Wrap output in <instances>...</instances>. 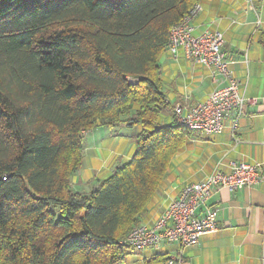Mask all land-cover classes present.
<instances>
[{
	"label": "trees",
	"instance_id": "obj_1",
	"mask_svg": "<svg viewBox=\"0 0 264 264\" xmlns=\"http://www.w3.org/2000/svg\"><path fill=\"white\" fill-rule=\"evenodd\" d=\"M196 4L0 0V264H119L137 252L125 240L194 134L159 60ZM99 126L140 127L136 151L83 192V133Z\"/></svg>",
	"mask_w": 264,
	"mask_h": 264
},
{
	"label": "crops",
	"instance_id": "obj_2",
	"mask_svg": "<svg viewBox=\"0 0 264 264\" xmlns=\"http://www.w3.org/2000/svg\"><path fill=\"white\" fill-rule=\"evenodd\" d=\"M202 5L192 20L194 34L223 32V50L233 76L240 82V93L255 101L246 102L235 129L229 116L220 133L194 131L172 159L142 220L153 223L185 184L200 181L216 169L230 171L231 160L260 164L261 178L257 184L236 190L221 188L212 198L211 203L218 208L219 227L203 234L197 244L185 246L180 264H264V44L260 41L264 32V0H202ZM159 62L168 99L175 105L190 106L204 101L223 85L220 76L214 79L211 69L186 58L183 50L177 56L165 50ZM172 117L164 114L162 119L170 123ZM139 130L132 128L131 136L126 137L107 128L106 141L101 143L96 137L87 140L86 135L85 153L90 160L73 176L75 188L89 192L110 177L117 166L129 161L136 151ZM91 163H95L93 168ZM180 249L176 242L137 249L123 264H132V256H142L146 263V259L172 256Z\"/></svg>",
	"mask_w": 264,
	"mask_h": 264
},
{
	"label": "built area",
	"instance_id": "obj_3",
	"mask_svg": "<svg viewBox=\"0 0 264 264\" xmlns=\"http://www.w3.org/2000/svg\"><path fill=\"white\" fill-rule=\"evenodd\" d=\"M196 4L190 13L171 31L167 51L177 56L183 50L192 59L212 70L214 79L221 77L223 85L201 102L190 106L177 104L176 116L180 126L207 135L220 133L224 120L233 118L232 128L238 124L246 102L255 100L240 93V82L233 76L227 55L223 50L224 35L219 30L194 34L192 20L201 11ZM223 79V80H222ZM87 135V132L83 133ZM230 171L219 169L206 178L184 185L179 196L171 199L153 223H141L128 234L125 242L140 250L176 242L181 249L169 256L165 264H180L185 246L197 244L203 234L216 231L218 208L211 203L221 188L230 190L252 187L260 181L261 165L231 160Z\"/></svg>",
	"mask_w": 264,
	"mask_h": 264
},
{
	"label": "rangeland",
	"instance_id": "obj_4",
	"mask_svg": "<svg viewBox=\"0 0 264 264\" xmlns=\"http://www.w3.org/2000/svg\"><path fill=\"white\" fill-rule=\"evenodd\" d=\"M107 128H108V130H110V131H114V130H112L113 128H110V127H102V126H99V127H96L95 128V130L91 133V134H89V135H87L86 136V139L87 140H89L90 138H92V137H96L97 138V140H98V142L99 143H101L102 141L104 142V141H106V140H104L105 139V137H106V131H107ZM137 128H139L140 129V127H137ZM131 129L132 128H126V127H123V128H120L119 129V132L121 133V134H123V135H125L126 137L127 136H131ZM89 133V132H88ZM87 133V134H88ZM129 139H130V137H129ZM87 152V151H86ZM89 155H88V152H87V156H86V153H85V156H84V161H83V165H82V167H81V169L83 168V166H84V164L87 166L88 165V163H89ZM95 166V163H91L90 164V168H93ZM86 171H84V173H85ZM130 257V256H129ZM128 260V259H127ZM123 263H126V262H123ZM123 263H119V264H123ZM154 263H156V262H154ZM132 264H147V262L145 263V261H144V257H142V256H138L137 258H136V256H132ZM157 264V263H156Z\"/></svg>",
	"mask_w": 264,
	"mask_h": 264
}]
</instances>
